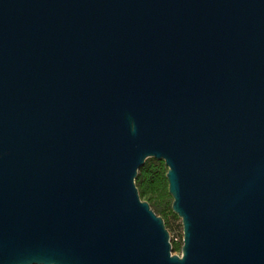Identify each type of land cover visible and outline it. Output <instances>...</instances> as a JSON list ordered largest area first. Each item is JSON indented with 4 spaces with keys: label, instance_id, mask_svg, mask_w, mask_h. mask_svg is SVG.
<instances>
[{
    "label": "water",
    "instance_id": "1",
    "mask_svg": "<svg viewBox=\"0 0 264 264\" xmlns=\"http://www.w3.org/2000/svg\"><path fill=\"white\" fill-rule=\"evenodd\" d=\"M0 264H264V0H0Z\"/></svg>",
    "mask_w": 264,
    "mask_h": 264
},
{
    "label": "rangeland",
    "instance_id": "2",
    "mask_svg": "<svg viewBox=\"0 0 264 264\" xmlns=\"http://www.w3.org/2000/svg\"><path fill=\"white\" fill-rule=\"evenodd\" d=\"M164 167L166 169L165 165ZM138 195L141 200H145L148 202L149 207L153 210V212L156 215L162 218L164 227L168 232L170 246L172 247L176 245L178 247V250H173L171 251V253L179 254L180 245H181V224L179 217L172 216L171 214V210H170L171 197L167 193V189L165 188V190L162 192L157 191L153 193L138 192Z\"/></svg>",
    "mask_w": 264,
    "mask_h": 264
},
{
    "label": "trees",
    "instance_id": "3",
    "mask_svg": "<svg viewBox=\"0 0 264 264\" xmlns=\"http://www.w3.org/2000/svg\"><path fill=\"white\" fill-rule=\"evenodd\" d=\"M165 167L162 160L146 158L143 164L137 169L134 184L140 193L162 192L167 184L165 179ZM153 211V210H152ZM172 216H176L172 213ZM178 250L176 245L171 247V251Z\"/></svg>",
    "mask_w": 264,
    "mask_h": 264
}]
</instances>
